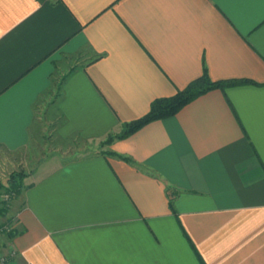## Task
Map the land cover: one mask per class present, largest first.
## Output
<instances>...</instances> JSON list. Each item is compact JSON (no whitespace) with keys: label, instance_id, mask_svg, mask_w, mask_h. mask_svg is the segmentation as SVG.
<instances>
[{"label":"crops","instance_id":"1","mask_svg":"<svg viewBox=\"0 0 264 264\" xmlns=\"http://www.w3.org/2000/svg\"><path fill=\"white\" fill-rule=\"evenodd\" d=\"M213 89L24 178L7 264H264V0H0V159L44 117L104 139L202 74ZM54 89V88H53ZM172 201L170 208L169 201Z\"/></svg>","mask_w":264,"mask_h":264},{"label":"rangeland","instance_id":"2","mask_svg":"<svg viewBox=\"0 0 264 264\" xmlns=\"http://www.w3.org/2000/svg\"><path fill=\"white\" fill-rule=\"evenodd\" d=\"M54 86V89L51 88L44 98L41 99V103L37 108V121L35 125L39 131L32 137L29 145L25 149L13 154L10 161L8 159H0V181L3 182L12 171H24L26 175H29L40 162L53 155L58 156L60 160H69L93 152L105 153L108 151L106 138L84 141L77 136L69 140H63L58 136L55 130L56 124L49 122L44 117L45 107L52 102L53 98H55V93H57L58 87ZM2 193L5 192L0 191L1 201H3L1 198ZM6 203L7 210L0 215V224H9L11 226L9 231H11L16 225L15 215L12 211L18 204L14 202V197L12 196ZM11 249L7 234H0V254L6 256L5 264L16 255V250ZM11 251H13L12 254L10 253Z\"/></svg>","mask_w":264,"mask_h":264},{"label":"trees","instance_id":"3","mask_svg":"<svg viewBox=\"0 0 264 264\" xmlns=\"http://www.w3.org/2000/svg\"><path fill=\"white\" fill-rule=\"evenodd\" d=\"M247 83L253 82L249 80L212 81L209 78L206 69L203 68L202 74L191 83H189L184 89L178 90L172 96L154 99L150 103L148 111L143 116L133 121L123 123L119 132L115 134H109L106 137V142L109 145L115 139L125 138L149 122L173 116L187 103L210 90L217 88L224 90L226 87L231 85ZM105 154L118 156L127 163L136 165V163L130 157L122 156L114 151L108 150L105 152ZM25 176L26 174L24 171H12L3 182L0 181V191L10 193L12 194V197L18 196L23 190V182ZM169 205L170 208L173 209L171 200L169 201ZM6 206V201L4 202L0 200V215L7 210ZM21 232L22 230H19L18 227L14 226L13 230L6 233L8 236V240L14 238Z\"/></svg>","mask_w":264,"mask_h":264},{"label":"built area","instance_id":"4","mask_svg":"<svg viewBox=\"0 0 264 264\" xmlns=\"http://www.w3.org/2000/svg\"><path fill=\"white\" fill-rule=\"evenodd\" d=\"M12 194L10 193H2L1 198L3 201H7L11 198ZM11 229V226L9 224H0V234L7 233ZM13 250V249H11ZM13 251L10 253L12 254ZM6 263V256L4 254H0V264Z\"/></svg>","mask_w":264,"mask_h":264}]
</instances>
